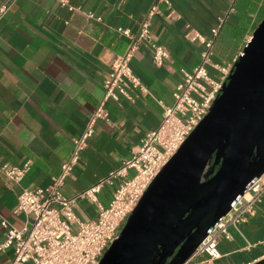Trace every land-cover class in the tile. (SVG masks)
Returning a JSON list of instances; mask_svg holds the SVG:
<instances>
[{"label": "crops", "instance_id": "crops-1", "mask_svg": "<svg viewBox=\"0 0 264 264\" xmlns=\"http://www.w3.org/2000/svg\"><path fill=\"white\" fill-rule=\"evenodd\" d=\"M152 6L157 12L150 19L151 41L166 48L169 58L158 66L149 46L139 45L130 65L147 92L129 90L135 98L120 95L118 101L104 102L105 119L97 120L63 184L67 197L119 168L143 136L159 126V102L173 103L172 93L183 79L181 68L196 66L204 49L187 34L211 38V29L224 20L205 66L207 75L217 79L220 72L211 64L225 66L237 58L264 16V0H13L0 19V222L29 226V216L13 213L18 194L24 187L47 186L59 173L73 139L103 98L102 82L111 62L127 48L128 38L116 28L136 33ZM25 164L29 167L19 183L6 179L4 167ZM121 180L101 187L97 198L102 205L109 204ZM74 209L82 220L97 215L88 200L77 201ZM5 237L0 224V243ZM217 248L220 258L195 261L253 264L264 258V195L245 222L229 227V236L221 237ZM12 258L11 247L0 250V264Z\"/></svg>", "mask_w": 264, "mask_h": 264}, {"label": "built area", "instance_id": "built-area-1", "mask_svg": "<svg viewBox=\"0 0 264 264\" xmlns=\"http://www.w3.org/2000/svg\"><path fill=\"white\" fill-rule=\"evenodd\" d=\"M12 3L13 0H7L0 5V19ZM156 12V6H152L139 23L136 33L127 28H116L129 42L125 51L117 55L109 66L102 82L104 95L101 102L89 113L83 130L73 139L70 154L50 184L45 187H24L17 196L13 213L22 212L29 216V226L24 224L16 228L8 221L1 220L6 237L0 243V250L13 249V258L8 264H97L153 179L209 112L236 61L225 66L211 64L220 72L217 79L206 73L205 66L210 64L213 39L223 19L211 29V38H205L195 31L187 34L190 40H197L204 46L199 62L190 70L181 68L183 79L172 93L173 103L164 105L159 102L163 109L162 120L156 129L143 136L131 158L85 190L70 197L63 194L65 179L78 164L97 120L105 119L104 102L109 99L118 101L120 95L135 98L129 94V90L147 92L130 65L139 45L146 43L149 46L152 60L158 66L169 58L166 48L151 41L150 19ZM86 15L93 16L92 13ZM28 167V164L23 167L6 166L3 173L9 182L16 184L23 179ZM129 171H132L130 175ZM262 175L249 183L242 195L230 202L229 211L182 264H200L195 258L203 256L210 261L220 258L218 240L229 236L230 226L245 222L253 214L254 204L264 195ZM118 178L122 180L113 189L109 204L102 205L97 193L103 185H110ZM79 200H88L96 205L97 215L94 219L82 220L76 215L74 208Z\"/></svg>", "mask_w": 264, "mask_h": 264}, {"label": "water", "instance_id": "water-1", "mask_svg": "<svg viewBox=\"0 0 264 264\" xmlns=\"http://www.w3.org/2000/svg\"><path fill=\"white\" fill-rule=\"evenodd\" d=\"M264 174V16L97 264H182ZM264 258L253 263L263 264Z\"/></svg>", "mask_w": 264, "mask_h": 264}, {"label": "bare ground", "instance_id": "bare-ground-1", "mask_svg": "<svg viewBox=\"0 0 264 264\" xmlns=\"http://www.w3.org/2000/svg\"><path fill=\"white\" fill-rule=\"evenodd\" d=\"M262 178L264 179V174L262 175Z\"/></svg>", "mask_w": 264, "mask_h": 264}]
</instances>
